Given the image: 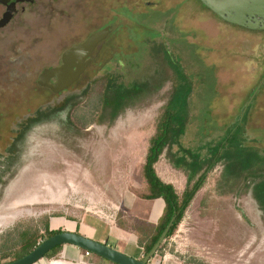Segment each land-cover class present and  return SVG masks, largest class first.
Instances as JSON below:
<instances>
[{"label": "rangeland", "instance_id": "rangeland-1", "mask_svg": "<svg viewBox=\"0 0 264 264\" xmlns=\"http://www.w3.org/2000/svg\"><path fill=\"white\" fill-rule=\"evenodd\" d=\"M107 24L114 31L79 81L60 95L34 91L45 67L59 64L67 47ZM161 43L192 82L183 148L204 157L210 145L222 150L225 135L248 112L239 140L229 147L233 156L208 172L151 262L264 264V31L227 23L200 0H45L42 10L29 12L11 32L0 61V108L11 112L5 126L49 104L59 108L19 140L11 168L0 161L1 261L19 248L20 231L43 235L46 220L52 228L87 234L96 228L94 239L112 238L108 244L114 248L139 258L146 254L139 242L147 243L154 228L140 196L147 192L143 165L177 83ZM104 75L148 87L112 123L81 127L74 119L77 101H85L83 90ZM12 141L0 140V154ZM241 153L254 156L247 169L238 161ZM177 155L192 159L174 145L161 160L175 163ZM180 176L174 186L181 195L197 176L190 184L187 175ZM58 250L52 261L60 264H112L71 244Z\"/></svg>", "mask_w": 264, "mask_h": 264}, {"label": "trees", "instance_id": "trees-1", "mask_svg": "<svg viewBox=\"0 0 264 264\" xmlns=\"http://www.w3.org/2000/svg\"><path fill=\"white\" fill-rule=\"evenodd\" d=\"M144 33L146 34L150 32L144 31ZM156 34H158V32ZM160 46L165 59L175 70L177 83L172 97L158 122L156 133L150 139V145L143 165V175L147 183V192L140 196L143 199L153 200L162 198L165 201L164 211L158 222L156 224L151 223V227L154 228V233L151 235V239L144 244L139 242V244L145 248L146 253L150 251L171 218L176 214V220L166 237H169L174 233L197 192L204 186L208 177V172L224 158H230L233 156L231 155V151H228L229 147L233 144L232 140H239L238 135L243 129L245 117L248 112L247 111L244 114V117L239 119L225 135L223 139L225 142L221 144L223 147L225 146L228 148H225L226 150L224 149L225 151L223 154V147L222 150H220L221 146L217 144L208 145V155L205 157L201 156L199 152L183 148L180 139L187 131L190 108L189 98L193 89L192 82L166 45L161 43ZM147 87L148 83L146 82L141 84H138L137 82H129L127 84L119 81L111 75L100 76L92 80L90 87L88 86L83 90V94L86 97L85 101H77L74 118L75 122L81 127H87L90 124L96 122L102 123L108 120L112 123L121 112L131 105L136 104L137 100L142 99ZM250 107L251 105L248 106V110ZM174 145H178L179 149L189 153L192 157V159L189 160L186 155H177L176 162L174 161L178 168H182L187 172L188 184H190L193 178L197 176L196 181L186 187L181 195L176 190L174 184L164 181L156 170V163L159 161L164 149L168 147L170 150ZM250 155L248 158L247 155L241 153L240 157H238L239 163L242 164V169H247V165H249L251 158L254 157ZM254 155L259 154L254 153ZM257 158L261 159V157ZM260 169H263V167L261 166ZM260 175L261 174L259 173L258 176ZM49 228V221L46 220L45 230L50 232V234L57 232L55 230L50 231ZM18 236L20 243L23 244L22 249L30 250L39 244L40 240L38 239L43 235H40V232L35 229V231L22 230L19 232ZM38 236L40 237L38 238ZM14 246H16V244ZM58 247L61 248L62 245L57 246L55 249ZM160 248L161 246L159 249Z\"/></svg>", "mask_w": 264, "mask_h": 264}, {"label": "water", "instance_id": "water-1", "mask_svg": "<svg viewBox=\"0 0 264 264\" xmlns=\"http://www.w3.org/2000/svg\"><path fill=\"white\" fill-rule=\"evenodd\" d=\"M201 2L227 23L254 31L264 30V0H201ZM110 31L111 26H106L91 33L83 42L68 48L63 54V62L60 66L44 70L40 76V84L48 85L56 92L74 84L89 64L97 45L107 38ZM52 77L58 78L56 83L49 82ZM176 217L175 214L171 218L156 243L142 258L114 248L107 241L94 239L81 232L63 230L41 241L24 257L5 264H34L49 250L66 244L74 245L117 264H153L151 259L166 239Z\"/></svg>", "mask_w": 264, "mask_h": 264}, {"label": "flooded vegetation", "instance_id": "flooded-vegetation-1", "mask_svg": "<svg viewBox=\"0 0 264 264\" xmlns=\"http://www.w3.org/2000/svg\"><path fill=\"white\" fill-rule=\"evenodd\" d=\"M44 1L45 0H0V61L2 59H4L7 55V51L4 48V43L5 40L10 36L11 32L15 29L20 28L23 23L25 22V17L29 12H34V11H40L43 9L44 6ZM106 26H111V31L109 33V35L107 36L106 39H104L103 41H101L95 51L93 52V55L90 58V62L87 65V67L85 68V70L83 71V73L80 75V78L77 80L79 81L83 75L85 74V72L87 71L88 67L90 66V64L92 63L96 52L98 51V49L101 47L102 43L108 39V37L113 33L114 28L111 24H107L99 29H102ZM97 29V30H99ZM95 30V31H97ZM93 31V32H95ZM264 31V30H263ZM91 32V33H93ZM90 33V34H91ZM89 34V35H90ZM88 35V36H89ZM88 36L84 39L86 40L88 38ZM84 40L77 42V43H81ZM74 43L71 46L67 47L61 54V60L59 62V64L57 65H53V66H49V67H45L39 74H38V78H37V85L34 89V91H38L39 89L42 91H47L48 94L50 95H60L62 94L64 91H67L70 87H72L74 84H72L70 87L56 92L54 90H52L48 85H42L40 84V76L41 74L44 72V70L46 68H52V67H56V66H60L62 64V58H63V54L64 52L72 47L73 45L77 44ZM58 80L57 77H52L50 78L49 82L50 83H56ZM263 80V79H262ZM262 82V81H261ZM255 96V95H254ZM3 100H0V105H2ZM250 104H248L249 106ZM59 108L58 104H49L44 108H38L36 110L35 113H31L29 116L24 117L23 120H19L18 122H16L15 126L12 127V125L10 124L8 127L5 126V122L8 118L11 117V112L7 109V108H0V140H13L8 148V152L6 153H1L0 154V161L3 159L5 160L4 163H2V165L4 167H6L7 169L11 168V166H13L12 164L14 163V161L17 159L18 157V145H19V140H24L25 134L27 133L28 129L35 123L38 122H43L45 120H49L52 119L53 116L55 115L57 109ZM15 129V133L13 136L11 137H5L3 136V134L10 132ZM10 130V131H9ZM7 172V170H6ZM50 226V224H49ZM50 231H57L56 233L50 234V232H47L45 229L43 230L44 234L41 237V241H43L44 239L53 236L61 231H63L61 228H52L50 226L49 228ZM59 230V231H58ZM78 232V231H76ZM40 241V242H41ZM39 242V243H40ZM108 243V242H107ZM60 246V245H59ZM64 246V245H62ZM20 248L15 249L13 257L7 261H1L0 264H5V263H9L12 261H15L19 258L24 257L25 255H27L28 253H30L34 248L30 249V250H23V244L20 243L19 245ZM56 248V247H55ZM51 249L49 250L42 259L38 260L37 262H35L34 264H38L39 261L41 260H45L46 262L43 264H50V262L53 260L52 258H54L56 255L61 254L59 253L60 251L58 250L60 247H58L57 249ZM86 251V250H85ZM87 252V251H86ZM87 254H90L89 252H87ZM98 256V255H97ZM63 257V256H62ZM100 257V256H99ZM101 260L106 261V262H110L112 264H117L114 263L110 260H107L103 257H100ZM68 261V260H65ZM69 263V261H68ZM71 264V263H69ZM73 264V263H72Z\"/></svg>", "mask_w": 264, "mask_h": 264}, {"label": "crops", "instance_id": "crops-1", "mask_svg": "<svg viewBox=\"0 0 264 264\" xmlns=\"http://www.w3.org/2000/svg\"><path fill=\"white\" fill-rule=\"evenodd\" d=\"M182 168H178L175 163H164L161 160V157L159 159V161L156 163V170L158 172V174L160 175V177L167 182H171L174 185L176 184L177 181L180 180V175L185 176L187 175V172L183 169L180 170ZM185 172V174H184ZM175 173H180V175L178 176ZM147 201V221L153 224H156L159 220V218L161 217L163 211H164V207H165V201L162 198H157V199H153V200H145ZM75 230H77V224L75 225ZM118 230H121L118 228ZM116 231V230H114ZM85 234L87 236H90L92 238H95L97 235V231L96 228H93L90 230V234L87 233H82ZM105 241H107L108 243L110 241H112V238H105ZM110 240V241H109ZM135 247L140 248L137 244L135 245ZM126 252V251H125ZM128 254L132 255L131 252ZM134 256V255H133ZM136 257V256H135Z\"/></svg>", "mask_w": 264, "mask_h": 264}, {"label": "bare ground", "instance_id": "bare-ground-1", "mask_svg": "<svg viewBox=\"0 0 264 264\" xmlns=\"http://www.w3.org/2000/svg\"><path fill=\"white\" fill-rule=\"evenodd\" d=\"M52 264H60V261H52Z\"/></svg>", "mask_w": 264, "mask_h": 264}]
</instances>
